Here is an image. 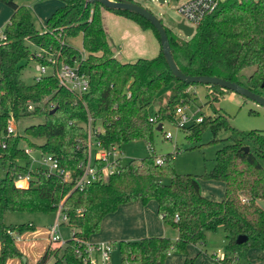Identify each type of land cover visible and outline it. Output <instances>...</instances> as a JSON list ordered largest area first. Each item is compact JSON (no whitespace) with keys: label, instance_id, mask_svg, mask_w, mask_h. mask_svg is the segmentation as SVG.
Masks as SVG:
<instances>
[{"label":"trees","instance_id":"obj_1","mask_svg":"<svg viewBox=\"0 0 264 264\" xmlns=\"http://www.w3.org/2000/svg\"><path fill=\"white\" fill-rule=\"evenodd\" d=\"M57 1L62 6L37 30L28 7L18 5L16 0H0L12 10L3 28L6 40L0 41V134L5 136L10 117L19 120L34 116L44 120L25 128L21 135L5 136L6 147L0 148V167L4 171L0 178V264L12 258H18L19 264H28L7 231L23 235L35 230L32 223L6 225L4 217L8 213L50 214L61 206L68 219L63 225L73 230V234L62 250L47 246L36 264H44L51 258L54 264H83L74 251L80 249L84 257L85 244L99 232L105 216L122 205L134 202L146 205L150 201L156 203L163 223L177 230L178 238L112 242L118 247L122 261L168 264V258L174 254L185 257L183 264H195L189 257V248L204 247L207 234L220 230L228 240L223 264H233L229 254L246 255L260 250L264 256V132H242L231 125L229 115L215 108L214 104L231 91L206 86L212 90L207 96L208 104L217 116H203L201 123L188 127L198 137L192 142L202 141L207 128L214 135L211 143L217 142L223 130L231 131V142L217 151L209 173L203 176L177 173L174 162L178 147L174 153L157 156L153 147L155 132L157 126L161 125L162 131L165 122L176 121L177 108L193 100L190 88L197 85L182 82L172 74L161 48L150 60L122 62L115 57L103 24V12L132 20L143 30H151L158 40L155 30L143 18L108 10L98 2ZM166 33L183 73L219 77L264 96V0L221 2L189 40L178 38L168 28ZM77 36H81L82 51L67 42ZM26 41L41 53L31 54ZM50 58L77 67L79 74L88 79V91L72 93L61 87L52 74L32 85L20 79L22 61L33 59L37 65L51 68ZM248 68L254 71L242 81L241 76ZM163 89L170 94L151 113L149 107L157 97L163 99L159 96ZM88 122L94 129L101 128L98 137L105 147L140 141L147 146L149 155L125 164L120 162L118 171L104 181L75 189V178L80 174L78 164L87 158ZM24 146L55 157L60 167L70 172L71 179L63 181L59 176L35 170L30 184L17 188L16 175L27 171L24 164L18 163H26ZM244 148L249 150L246 152ZM158 157H163L162 164H156ZM202 181L224 183L225 199L215 201L203 196ZM240 236H247L248 240L238 244ZM237 258L234 264H251Z\"/></svg>","mask_w":264,"mask_h":264},{"label":"rangeland","instance_id":"obj_2","mask_svg":"<svg viewBox=\"0 0 264 264\" xmlns=\"http://www.w3.org/2000/svg\"><path fill=\"white\" fill-rule=\"evenodd\" d=\"M142 7L151 11L162 23L165 28L170 30V33L175 34L178 38L183 40H189L183 32L176 29L177 24L183 21L181 14L179 13V7L187 0H166L165 3H160L158 0L150 1H137ZM225 1V0H223ZM34 2H42L44 0H16L18 5L28 7L33 15V21L37 30H41V24L38 18L35 17L31 10V6ZM11 9L0 2V26L3 25L6 14ZM7 21V20H6ZM109 23V22H108ZM112 31L116 28L115 25L109 24ZM109 35V34H108ZM68 44L82 51V39L81 36L67 39ZM25 44L29 47L30 53L38 55L41 53L40 49L35 47L30 42L26 41ZM129 62V61H128ZM20 79L26 85H32L35 82V77L39 76L36 71L37 63L33 60H25L21 62ZM254 68L246 69L241 79L246 81L247 78L253 73ZM51 68H47L46 74H51ZM212 90L209 87L203 85L192 86L190 92L193 96V100L188 105H183L186 108L187 114H195L196 116L203 115L205 118L211 116L215 117L214 111L208 104V94ZM170 94L168 89H163L159 96H163L162 100H158L157 97L150 105L149 110L151 113H155L160 106V103L166 101L167 95ZM217 110H221V113L229 115V121L234 128L249 133L251 131H263L264 132V107L258 103L247 99L237 93L227 92L219 102L214 104ZM43 117H24L16 120L14 117L7 119V124H12L15 127V135L23 134L25 128L31 125H38L43 123ZM98 127V126H97ZM166 131L173 133L174 138L172 140H165L163 133ZM231 131H221L216 140V143H211L214 140L212 131L207 128L203 135L202 141L192 142L193 139L198 138L193 132L187 129H178L176 121L173 123L165 122L163 130H156L154 137V151L159 155H164L170 152H174L176 147L179 149V154L175 158V170L179 174L203 176L209 173L215 164L216 153L219 149L224 147L225 144L231 142ZM35 143L41 144L43 140H33ZM24 145V144H23ZM204 145L203 148L193 149L191 148ZM121 152V163L125 164L130 160H140L149 155L147 146L140 141L130 142L119 147ZM37 158L40 154L36 152L34 154ZM19 164L23 165L25 162L20 161ZM4 175V171L0 167V178ZM165 182L167 180H164ZM202 181V195L208 199L215 201H222L224 199L225 188L221 183H215L214 185H208ZM149 204L151 202H148ZM56 220V213L50 214H35V213H8L4 217V223L6 225L26 224L32 223L35 226V231L31 233H25L19 241L16 242V247L19 252L26 258L28 264H36L43 255V252L48 246L47 232L54 225ZM163 228V235L159 237H165L175 241L178 236V232L171 226L165 224L161 225ZM31 234V235H30ZM59 234L63 241H67L71 238V230L61 225L59 228ZM228 240L223 230L217 233H208L206 245L204 247L191 246L189 248V257L195 260V264H222L213 261L214 254L226 253ZM230 262L235 263L239 257L242 262H248L251 264H264V256L260 250H252L246 253V255L240 254L230 255ZM244 257V258H243ZM172 264H183L185 257L174 255L170 258ZM121 255L116 246L111 254V264H121ZM18 258H12L7 260L6 264H19Z\"/></svg>","mask_w":264,"mask_h":264},{"label":"built area","instance_id":"obj_3","mask_svg":"<svg viewBox=\"0 0 264 264\" xmlns=\"http://www.w3.org/2000/svg\"><path fill=\"white\" fill-rule=\"evenodd\" d=\"M166 0H163L165 3ZM223 0H187L179 7V13L183 18V22L197 30L199 25L210 15L215 13ZM6 36L3 30H0V41H5ZM50 62L52 75H54L58 81V84L72 93L83 94L88 91V79L85 75L79 74L77 67H72L66 63H57L55 59H48ZM36 71L39 76L35 77V82H39L42 77L46 75L47 68L42 65H37ZM186 108L179 106L176 110V125L178 129H185L194 123H201L203 121V115L196 116L195 114H187ZM32 107L29 106L28 110ZM87 130V158L78 164L80 174L75 178L74 188L78 190L84 189L87 185L104 181L108 176L118 171L119 163L121 162V152L117 145H111L105 147L100 141L98 135L102 133L101 128H92L91 122L86 125ZM5 136H15V127L12 124L7 125ZM4 134H0V148L6 147V140ZM174 138L173 133L166 131L164 134L165 140H172ZM23 152L26 155L27 168L26 172L17 174L14 179V184L17 188L27 187L33 180L32 172L39 170L46 175H56L62 178L63 181H69L71 174L68 171L62 169L58 160L49 154H42L39 151H35L28 146L23 147ZM38 152L40 157L37 158L34 154ZM156 164H162L163 157L156 159ZM176 220L179 217L176 216ZM68 221L67 216L61 212V206H59L56 212V220L53 226L47 232V243L51 250H62L66 241L61 239L59 234V228L61 225L66 224ZM70 229V228H69ZM71 230V229H70ZM9 235L17 242L21 239L22 235L15 234L11 231H7ZM73 230H71V235ZM115 246L111 242L100 243H86L84 246V257H82V251L76 249L74 253L80 258L83 264H111V254ZM216 259L224 260L225 253L215 254ZM44 264H54V258H51ZM121 264H135L127 261H122Z\"/></svg>","mask_w":264,"mask_h":264},{"label":"crops","instance_id":"obj_4","mask_svg":"<svg viewBox=\"0 0 264 264\" xmlns=\"http://www.w3.org/2000/svg\"><path fill=\"white\" fill-rule=\"evenodd\" d=\"M61 6L62 3L57 0H44V4L42 2H34L30 8L35 17L38 18L41 26H44L48 18ZM11 15L12 10H8L6 19H4L3 25L0 26V30H3L6 26ZM102 18L106 33L109 34L108 37L113 46L114 55L119 61L134 62L137 59L150 60L160 53V44L151 30H143L132 20L105 11L102 14ZM109 24L115 25L114 32ZM204 183L208 185L221 183L224 185V183L216 181H206ZM224 188L226 191L225 185ZM150 202V204L146 205L134 202L120 206L116 212L103 218L99 232L91 237L90 242L138 241L147 237H159L163 235L161 225L164 223L157 211V205L154 201ZM170 258H168V264H172ZM211 259L222 263V260L213 257Z\"/></svg>","mask_w":264,"mask_h":264},{"label":"water","instance_id":"obj_5","mask_svg":"<svg viewBox=\"0 0 264 264\" xmlns=\"http://www.w3.org/2000/svg\"><path fill=\"white\" fill-rule=\"evenodd\" d=\"M88 3L98 2L102 7L108 10L125 11L136 16L143 18L147 21L158 35V41L161 48V53L165 60V63L172 72V74L182 82L192 85H203V86H219L223 89L230 90L231 92L237 93L247 99H250L259 105L264 107V96L259 93H255L248 88L229 80H225L219 77L212 76H191L183 73L173 56L170 41H168L166 28L162 25L161 21L148 9L142 7L135 0H86ZM137 1H150V0H137ZM163 3V0H158ZM176 29L183 32L187 37L192 38L195 34V29L187 26L183 21L177 24ZM264 85L262 86V89ZM162 126H157L156 130H161ZM249 148H244V151H248ZM247 236H240L237 240L238 244H242L247 241Z\"/></svg>","mask_w":264,"mask_h":264}]
</instances>
